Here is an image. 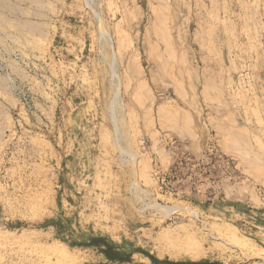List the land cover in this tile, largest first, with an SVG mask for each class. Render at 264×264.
<instances>
[{"label":"rangeland","instance_id":"rangeland-1","mask_svg":"<svg viewBox=\"0 0 264 264\" xmlns=\"http://www.w3.org/2000/svg\"><path fill=\"white\" fill-rule=\"evenodd\" d=\"M0 264H264V0H0Z\"/></svg>","mask_w":264,"mask_h":264},{"label":"bare ground","instance_id":"bare-ground-1","mask_svg":"<svg viewBox=\"0 0 264 264\" xmlns=\"http://www.w3.org/2000/svg\"><path fill=\"white\" fill-rule=\"evenodd\" d=\"M101 33H102V34H106L105 31H103V28H102V27H101ZM112 62H113V61H112ZM115 97H116V95H115ZM119 100H120V99H119ZM112 103H113V102H112ZM115 104H116V101H114V105H115ZM116 129H117V128H116ZM116 131H117V130H116ZM118 142H119V139L116 138V144H117ZM117 145H118V144H117ZM118 147H120V146H118ZM126 151H127V150H126ZM126 151H125V149L123 148L122 154L125 155L126 153H123V152H126ZM120 152H121V148H120ZM128 152H129V151H128ZM128 152H127V154H128ZM128 155H130V154H128ZM128 155H125V156L128 157ZM132 157L134 158L133 155H132ZM129 158H130V157H129ZM133 158L131 159V163H132V164L134 163V162H132V161L134 160ZM129 160H130V159H129ZM133 167H134V166H133ZM59 256L62 257V259H64V260L68 258V257H67L65 254H63V253H59Z\"/></svg>","mask_w":264,"mask_h":264}]
</instances>
